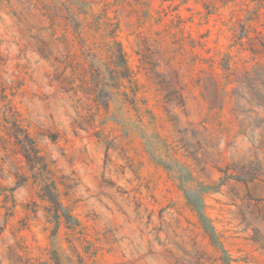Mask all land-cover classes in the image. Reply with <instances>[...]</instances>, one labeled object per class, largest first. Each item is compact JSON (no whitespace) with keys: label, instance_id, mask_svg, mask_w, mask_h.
<instances>
[{"label":"rangeland","instance_id":"374dc122","mask_svg":"<svg viewBox=\"0 0 264 264\" xmlns=\"http://www.w3.org/2000/svg\"><path fill=\"white\" fill-rule=\"evenodd\" d=\"M90 1L139 109L101 30L0 0V264H264V0Z\"/></svg>","mask_w":264,"mask_h":264},{"label":"trees","instance_id":"16d2710c","mask_svg":"<svg viewBox=\"0 0 264 264\" xmlns=\"http://www.w3.org/2000/svg\"><path fill=\"white\" fill-rule=\"evenodd\" d=\"M49 1V0H47ZM26 4L27 8L29 10H35L39 17H41V20L45 22L47 20L49 22V26L47 27L50 30H55V27L57 25V19L60 17H63V19L67 22L66 25L71 23V21H74L73 29L75 32H83L85 27H88V29H92L95 27V29L101 30L103 32V36L105 37V43L103 47L101 48V53L99 58L103 61L107 67L109 72H111V75L113 77V80L115 82V86H109V87H115L117 93L124 97V99L128 100L134 109H139V86L136 83V81L133 79L132 71L130 70L125 52L123 50L121 42L118 40V22L114 21V18L109 16L108 9L109 6L106 3L104 8L100 13L97 15L92 14L94 17L93 22H89L88 15L90 12H93L92 3L93 1L90 0H56V1H50L48 3H45L42 0H24L23 2ZM264 6L263 2H261ZM92 4V5H91ZM150 4V3H149ZM143 14H148L147 12H142ZM68 14V15H66ZM72 19V20H71ZM86 22V23H84ZM45 28L42 26V29ZM86 32V31H84ZM249 41L253 40L252 37L246 36ZM255 40L258 41L259 50L261 52H264V36L261 34L257 37H254ZM173 43H176L173 41ZM181 43V42H179ZM84 49L87 48L90 49V46L88 44L82 45ZM195 45H193L194 47ZM182 49V46L177 47H171L169 43H167L166 52L172 53V58L176 59L177 62L183 66V62L177 58V54H183L179 53V50ZM257 50L254 49L253 52H256ZM68 57V55H66ZM184 64L190 65L187 62ZM195 59H192V62L195 63ZM181 68H177L174 70L175 74L179 73V70ZM187 71H189V66L185 68ZM99 73V72H98ZM73 74V73H72ZM256 77L252 76V73L248 72L249 78H246L245 81L247 83L253 84L255 82H260L262 86H264V65H260L256 67ZM96 80L97 84L103 83V79L101 77V73H99V77ZM192 79V78H191ZM74 80V79H73ZM193 80V79H192ZM98 81V82H97ZM105 86H108V84L105 82ZM220 86H218L219 91ZM71 90L76 91L77 88L72 87ZM84 95L88 100L93 99L94 104L91 108H88L89 112H91L92 109L97 108L98 111H100V105H103L104 107L108 108V104H104L101 101L97 100L95 101L94 97L89 92H84ZM203 98L207 99V94L203 93ZM80 106V104H79Z\"/></svg>","mask_w":264,"mask_h":264}]
</instances>
